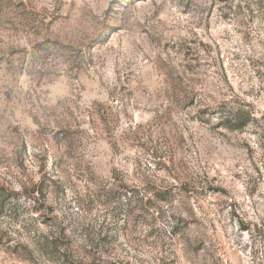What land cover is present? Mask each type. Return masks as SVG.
<instances>
[{"label": "rangeland", "instance_id": "1", "mask_svg": "<svg viewBox=\"0 0 264 264\" xmlns=\"http://www.w3.org/2000/svg\"><path fill=\"white\" fill-rule=\"evenodd\" d=\"M0 264H264V0H0Z\"/></svg>", "mask_w": 264, "mask_h": 264}, {"label": "trees", "instance_id": "2", "mask_svg": "<svg viewBox=\"0 0 264 264\" xmlns=\"http://www.w3.org/2000/svg\"><path fill=\"white\" fill-rule=\"evenodd\" d=\"M249 119L242 117L239 114H234L230 119L226 120L224 125L229 129L240 130L249 124Z\"/></svg>", "mask_w": 264, "mask_h": 264}]
</instances>
